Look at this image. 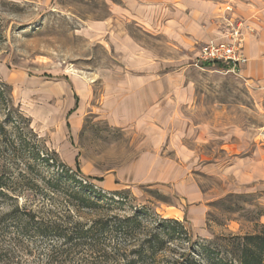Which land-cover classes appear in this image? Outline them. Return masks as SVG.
Here are the masks:
<instances>
[{
    "label": "rangeland",
    "instance_id": "1",
    "mask_svg": "<svg viewBox=\"0 0 264 264\" xmlns=\"http://www.w3.org/2000/svg\"><path fill=\"white\" fill-rule=\"evenodd\" d=\"M210 1L223 12V22L234 17L244 24L251 22L252 26L246 25L249 34L255 35L261 29L264 32V0ZM114 3L124 7L121 0ZM110 6V0H0V81L11 88L13 104L29 119V127L40 143L39 149L46 150L54 160L49 165L39 163V168L30 174L37 187L43 188L42 178L59 176L64 166L78 179L103 191L99 187L103 176L111 170L125 167L139 153V139L129 132L108 126L94 115L101 91L99 82L93 85V97L78 125L79 130L74 133H71L68 123L65 126L57 110L52 111L57 106L55 98L35 100L37 82L57 84L62 79L68 81L64 74L77 78L90 75L95 69L121 64L118 54L112 51L105 38H89L84 28L90 22H108ZM227 8L230 12L226 11ZM121 31L129 33L138 42L155 48L159 45L131 22L122 23ZM184 72L186 81L193 85L194 94L187 113L188 125L199 142L197 154L202 163L217 159H225V163L249 154L255 145L264 148V102L255 98L253 85L241 76L221 73L217 67L201 71L187 64ZM62 101L66 99L62 98ZM37 104L43 115L32 118L31 107ZM62 134L63 140L60 139ZM1 168L6 169L0 158ZM8 170L17 171L18 181V175L25 168L23 163L17 162V169L11 164ZM197 179L201 189L209 192L211 197L206 213L208 236H195L188 224L181 222L191 242L205 240L211 243L218 238L254 235L262 230L264 181L260 189L258 187L259 191L235 192L231 176L219 179L199 175ZM21 181L8 193L12 200L0 206V215L24 206L36 211L44 205L45 209L57 207L59 215L65 216L61 196L60 199L55 196L53 201L35 189H27ZM122 191L129 192L133 207L150 212L155 222L172 219L173 208L178 207L175 193L163 192L155 186H134L131 190ZM103 192L111 195L118 191L105 189ZM126 214L131 213L127 211ZM99 216L81 212L73 218L87 222ZM120 216L126 215L122 213ZM153 226L154 222L147 223L144 232L147 234ZM145 239L142 235L133 241L120 243L118 255L107 264H124L125 256ZM190 253L189 246L179 241L168 245L150 264H185ZM19 255L24 258L22 262H32L31 256H24V252ZM0 264H17V239L12 232L0 237Z\"/></svg>",
    "mask_w": 264,
    "mask_h": 264
},
{
    "label": "crops",
    "instance_id": "2",
    "mask_svg": "<svg viewBox=\"0 0 264 264\" xmlns=\"http://www.w3.org/2000/svg\"><path fill=\"white\" fill-rule=\"evenodd\" d=\"M114 1L110 0L108 22L94 21L84 28L89 38H105L121 64L77 78L64 74L68 81L62 79L57 84L37 82L35 100L55 98L57 106L52 111L57 110L74 133L93 97V85L99 82L101 91L94 115L140 140L137 156L125 167L103 176L99 187L121 191L155 186L163 192L171 191L178 198L171 218L187 223L195 236L206 238L211 197L201 189L199 175L219 179L231 176L235 192L259 191L264 181V148L260 145L225 163V159L202 163L197 154L199 142L188 125L194 94L192 83L186 81L185 66L191 67L203 44L226 40L224 14L210 0H121L123 8ZM129 22L159 43L158 47L122 32L121 24ZM244 25L242 53L247 62L240 76L253 85L255 98L264 102V32L261 29L249 34L246 28L252 26L251 22ZM39 107H31L32 118L43 115ZM60 137L63 140V134Z\"/></svg>",
    "mask_w": 264,
    "mask_h": 264
},
{
    "label": "trees",
    "instance_id": "3",
    "mask_svg": "<svg viewBox=\"0 0 264 264\" xmlns=\"http://www.w3.org/2000/svg\"><path fill=\"white\" fill-rule=\"evenodd\" d=\"M29 124L13 104L11 88L0 81V158L6 167L0 169V206L12 200L8 193L16 189L19 180L27 189H35L53 201L61 196L65 204L66 217L59 215L57 207L45 209L44 205L36 211L24 206L0 215V237L12 232L17 239V264L28 263L21 261V252L31 256L29 264H107L118 255L120 243L142 235L146 239L125 256L124 264L153 263L168 245L179 241L191 251L185 264H264V227L254 235L195 243L180 221L155 222L150 212L133 207L129 192L106 195L64 166L59 176L42 178L43 188L35 186L30 178L32 171L39 168V163L49 165L54 160L46 150L39 149ZM17 162L25 168L18 181L16 170L7 171L11 164L17 169ZM81 212L100 216L87 222L74 220ZM122 213L126 216H120ZM152 222L153 229L146 234V224Z\"/></svg>",
    "mask_w": 264,
    "mask_h": 264
},
{
    "label": "built area",
    "instance_id": "4",
    "mask_svg": "<svg viewBox=\"0 0 264 264\" xmlns=\"http://www.w3.org/2000/svg\"><path fill=\"white\" fill-rule=\"evenodd\" d=\"M226 11L230 12V8ZM244 23L230 17L224 22L225 41H209L203 44L191 67L204 71L208 67H217L218 71L235 77L240 76L241 67L247 62L242 50L244 44Z\"/></svg>",
    "mask_w": 264,
    "mask_h": 264
}]
</instances>
